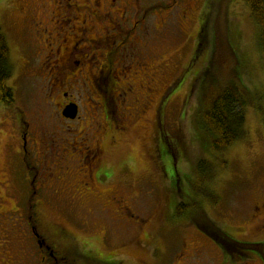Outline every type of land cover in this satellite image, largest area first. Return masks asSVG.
I'll return each mask as SVG.
<instances>
[{
    "label": "rangeland",
    "instance_id": "obj_1",
    "mask_svg": "<svg viewBox=\"0 0 264 264\" xmlns=\"http://www.w3.org/2000/svg\"><path fill=\"white\" fill-rule=\"evenodd\" d=\"M153 1L156 0H142V3ZM165 4L160 1L153 9L166 8ZM25 5L26 0H0V25L9 43L14 68L15 78L8 81L15 92L13 105L22 109L32 128L38 129L48 120L51 122L54 106L47 95L49 83L36 74L41 66L39 59L33 57L35 39L31 36ZM203 14L211 39L210 67L206 66V59L191 54L202 19H205ZM154 18L160 32L167 34L159 35L151 44L158 54V69L166 68L168 71L163 74L170 80L183 66L191 69L189 78L174 101L167 103L159 119V133H164L176 148L181 172L178 186L177 182H170L169 152L159 159L165 161L168 170L160 166L154 168L147 150L151 128L138 120L126 131L119 132L114 142L107 143L104 166L111 165L117 172L109 182L99 185L98 191L80 197L72 191V186L65 189L63 181L58 180L42 182L47 189L33 193V184H37L28 179L29 172L17 153L21 139L15 111L1 103L0 181L6 182L0 183V223L6 234L16 235L18 224L32 214L40 219L36 227L41 237L54 246L56 252H65L68 264H72L73 259H76L74 264H103L95 260L117 262L121 261L119 254L125 255L122 264H225L222 247L214 235L197 225L202 222L211 227L209 219L235 239L254 238L249 212L255 191L264 186L262 26L245 0H170V32L162 31L168 24L164 25L165 15L161 11L150 16L151 20ZM196 69L199 72L194 74ZM162 75L156 81L158 87L163 83ZM239 79L249 92L242 105L245 132L223 150L209 149L208 141L199 132L202 127L199 116L195 115L210 90L206 86L213 80L225 85ZM162 141L166 144L165 139ZM12 161L18 183L9 180L13 176L10 173ZM34 162L39 170L46 166L44 157L35 155ZM53 168L57 174L71 180L67 184L81 185L77 172L65 175L54 165ZM112 196L121 198L122 204L129 207L128 213L118 212ZM31 202L36 204L31 206ZM181 202L185 206L178 214L176 207ZM197 208L205 213V219ZM49 225L63 227L73 234L77 246L64 247L65 237L61 231L59 235L51 233ZM239 226H243L245 233H238ZM89 247L100 253L92 255L93 261L82 255V252L88 254ZM234 249L236 251L232 247ZM29 264L32 263L29 261ZM256 264L262 263L257 260Z\"/></svg>",
    "mask_w": 264,
    "mask_h": 264
},
{
    "label": "flooded vegetation",
    "instance_id": "obj_2",
    "mask_svg": "<svg viewBox=\"0 0 264 264\" xmlns=\"http://www.w3.org/2000/svg\"><path fill=\"white\" fill-rule=\"evenodd\" d=\"M160 1L166 2V8L153 9ZM24 9L29 13V29L35 39L33 57L39 59L41 66L36 74L49 83L47 95L54 106L51 122L48 120L34 129L20 107L3 104L16 114L21 139L17 153L29 172L28 179L37 184H33L32 192L47 189L42 182L58 180L63 181L65 189L72 186V191L80 197L98 191V186L109 182L117 172L111 165L109 168L104 166L107 143L114 142L119 132L126 131L138 120L151 128L147 150L154 168L160 166L168 170L163 160L159 161V154H155L162 145L159 119L167 103L174 101L191 70L183 66L173 79H167L164 72L168 70L158 69V54L151 46L159 35L167 34L160 32L156 18L151 20L150 16L161 11L165 15L164 25L168 24L162 31L170 32V0L146 4L142 0H26ZM198 72L196 69L194 74ZM160 75L163 83L158 87L156 81ZM14 78L12 75L10 79L13 81ZM70 104L77 105L74 117L64 114ZM51 123L53 126L49 127ZM166 145L162 147L169 149L170 153V182L175 181L178 186L181 172L176 148L171 143ZM32 146L37 148L34 150ZM35 155L46 158L43 170L36 168ZM53 165L65 175L77 172L81 185L67 184L71 180L57 174L54 168L52 170ZM15 168L12 161L10 173L13 176L9 180L18 183ZM5 182L0 181L2 184ZM36 186L40 188L36 189ZM83 190L87 192L81 193ZM54 192L58 193V190ZM254 194L255 200L249 212L254 238L246 242L258 249L252 246L247 253L234 251L232 264H256L257 260L264 264V186ZM112 201L116 202L120 214L123 211L128 213L129 207L122 204L121 198L112 196ZM35 204L31 202V206ZM133 219L136 220L135 217ZM39 221L30 214L18 224V233L12 236L6 234L4 225L0 223V264H29V261L32 264H68L65 252H56L55 247L41 237L36 227ZM242 227H235L239 234L245 233ZM48 231L58 235L61 231L65 237L64 247L77 246V238L63 227L54 225ZM89 248L88 254L81 252L93 261L92 255L100 253L94 247ZM243 254L247 255L246 258ZM124 256L119 254L121 261L117 262L95 261L122 264ZM75 261L73 259L71 263Z\"/></svg>",
    "mask_w": 264,
    "mask_h": 264
},
{
    "label": "trees",
    "instance_id": "obj_3",
    "mask_svg": "<svg viewBox=\"0 0 264 264\" xmlns=\"http://www.w3.org/2000/svg\"><path fill=\"white\" fill-rule=\"evenodd\" d=\"M250 9L252 10L253 16L260 22L262 26V46L264 48V0H245ZM200 29L196 36V43L192 49V56H198L199 59H206V66L209 64L210 60V50H211V39L208 37V21L206 16L203 14ZM206 53V54H204ZM191 56V58H192ZM195 58V57H193ZM14 72L13 64L10 59V47L7 38L0 25V104L13 105L14 103V89L9 85V79L12 77ZM242 80H230L225 85L216 84L213 80L209 87L210 90L208 95L204 98L202 103H199V112L195 115L199 116V121L202 127H199V132L202 133L203 137L206 139L207 148H214L216 150H223L233 141L240 138L244 130L245 113L243 111L242 105L247 101L249 95L248 89L243 87ZM162 132V131H160ZM161 136V134H160ZM165 139V143L170 144L166 135L163 133L159 138L161 141ZM162 145L158 147V158L169 152L167 149L163 148L166 144L161 142ZM163 146V147H162ZM162 161V160H161ZM204 162V161H202ZM165 163V161H164ZM170 164V161H169ZM201 170V169H200ZM207 190V189H206ZM197 201V200H196ZM192 202V201H191ZM200 203V201H198ZM192 205H194L192 203ZM185 206L184 202L178 203L176 207V212L178 214L182 213ZM197 210H199L197 208ZM195 209L192 210V213ZM200 213L206 218L205 213L199 210ZM195 216V215H192ZM199 220V219H198ZM209 225L200 222L197 225L205 230L208 234H213L214 239L220 244L223 250V257L225 264H232L234 261V251L232 247L236 250L243 251L247 253L248 250L252 249L254 244L246 241H237L231 237L222 227L218 225L211 219H209ZM256 247V246H255ZM257 248V247H256ZM258 249V248H257ZM246 258V254L242 255Z\"/></svg>",
    "mask_w": 264,
    "mask_h": 264
},
{
    "label": "water",
    "instance_id": "obj_4",
    "mask_svg": "<svg viewBox=\"0 0 264 264\" xmlns=\"http://www.w3.org/2000/svg\"><path fill=\"white\" fill-rule=\"evenodd\" d=\"M77 113V105L76 104H70L65 110L64 114L68 117H74Z\"/></svg>",
    "mask_w": 264,
    "mask_h": 264
}]
</instances>
